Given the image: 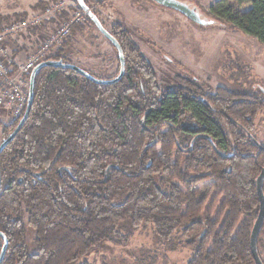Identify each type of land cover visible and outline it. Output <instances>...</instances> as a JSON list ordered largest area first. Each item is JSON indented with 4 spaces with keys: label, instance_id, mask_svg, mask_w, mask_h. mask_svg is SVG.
<instances>
[{
    "label": "trees",
    "instance_id": "16d2710c",
    "mask_svg": "<svg viewBox=\"0 0 264 264\" xmlns=\"http://www.w3.org/2000/svg\"><path fill=\"white\" fill-rule=\"evenodd\" d=\"M229 1L215 0L211 18L264 46V0ZM111 35L124 59L117 81L66 67L35 74L27 119L0 154V264H74L126 240L123 222L152 224L164 243L183 239L187 264H255L249 237L264 146L251 131L264 96L206 91L186 76L161 88L128 33ZM60 48L43 61L71 63Z\"/></svg>",
    "mask_w": 264,
    "mask_h": 264
},
{
    "label": "rangeland",
    "instance_id": "374dc122",
    "mask_svg": "<svg viewBox=\"0 0 264 264\" xmlns=\"http://www.w3.org/2000/svg\"><path fill=\"white\" fill-rule=\"evenodd\" d=\"M83 1L109 33L120 34L121 30L128 33V38L152 67L161 88L174 85L186 76L197 78L206 91L214 92L221 87L236 94L257 93L254 95L263 99L264 46L255 38L222 22L199 25L153 0ZM179 1L198 10L201 17L212 19L208 10L215 0ZM228 3L232 5L234 1ZM77 12L80 18L83 12L85 19L78 22L74 30L70 28L66 41L57 47H61L69 62L97 78L110 79L118 75V51L77 0H0V26L11 21H27L26 28H21L14 38L9 37L16 43L18 65L28 61L40 43ZM29 35L34 39L30 40ZM29 43L30 51H24ZM23 111L13 116L0 108V142L14 128ZM252 126V135L264 146L263 111H258ZM121 232L126 240L108 241L74 264L85 260L90 264H187L192 255L183 239H176L175 235L167 243L157 238L152 224L134 229L129 222H123ZM259 233L257 250L264 263V222ZM26 243L29 252H34V231L28 225Z\"/></svg>",
    "mask_w": 264,
    "mask_h": 264
},
{
    "label": "water",
    "instance_id": "95a60500",
    "mask_svg": "<svg viewBox=\"0 0 264 264\" xmlns=\"http://www.w3.org/2000/svg\"><path fill=\"white\" fill-rule=\"evenodd\" d=\"M157 4H160L165 7L172 8L174 10H177L184 16H186L191 21L199 24V25H207V24H213L215 21L213 19H207L206 17H201L198 10H196L193 7H190L185 2L179 1V0H153ZM78 4L82 7V9L87 11L88 16L90 19L94 22V24L97 26L99 31L112 43V45L116 48L118 51V59L120 63L119 73L113 78L110 79H99L95 77L94 75L90 74L86 70L78 67L75 64L72 63H65L61 60H47L42 61L38 65L34 67V69L30 72L29 75V81H28V96H27V102L24 109V112L20 119L18 120L16 126L14 129L0 142V154L2 150L5 148V146L8 145L10 141L13 140L15 135L20 130L21 126L23 125L24 121L27 119V116L29 114L32 102H33V81L35 74L37 71L43 67V66H53V67H66L73 69L77 71L79 74L87 77L88 79H91L95 82L105 83V82H115L117 81L124 72V59H123V53L122 50L118 44V42L115 40V38L107 31L101 22L98 20V18L88 9L87 5L84 3L83 0H77ZM264 148V147H263ZM264 166L261 167L259 174L255 178V185H256V193L258 198V210L256 218L253 222L251 231H250V237H249V245H250V251L254 260L255 264H264L262 259L260 258V255L257 250V238L259 235V232L262 228L263 222H264ZM0 189H1V180H0ZM0 236L3 238V244L0 250V261L4 257L6 246H7V239L4 236L2 232H0Z\"/></svg>",
    "mask_w": 264,
    "mask_h": 264
},
{
    "label": "built area",
    "instance_id": "2783aa9c",
    "mask_svg": "<svg viewBox=\"0 0 264 264\" xmlns=\"http://www.w3.org/2000/svg\"><path fill=\"white\" fill-rule=\"evenodd\" d=\"M77 12L71 19L66 20L63 25L56 29L50 37L41 42L39 48L29 55L28 61L17 65V74L10 72V66L14 59L8 54L9 37L14 38L21 28L27 27V21H11L0 26V108L6 109L13 116L21 114L25 109L28 96L27 77L36 65L41 63L50 49L61 45L70 33L73 23L81 22L84 16ZM24 112V111H23ZM23 114V113H22Z\"/></svg>",
    "mask_w": 264,
    "mask_h": 264
},
{
    "label": "crops",
    "instance_id": "0c3cea01",
    "mask_svg": "<svg viewBox=\"0 0 264 264\" xmlns=\"http://www.w3.org/2000/svg\"><path fill=\"white\" fill-rule=\"evenodd\" d=\"M27 38V37H26ZM25 38V39H26ZM30 40H32V39H34V37L32 36V35H29V37H28ZM12 41V40H11ZM10 41V46H8L9 48H8V54H10L11 56H12V58L14 59V62L11 64V66H10V72L11 73H13L14 75H16L17 74V65H18V62H19V60H18V56H17V50L15 51V49H14V47H15V45H16V43H14V42H11ZM11 43H12V46H11ZM30 51V43L28 44V46L27 47H25V49H24V51ZM17 56V57H16Z\"/></svg>",
    "mask_w": 264,
    "mask_h": 264
}]
</instances>
